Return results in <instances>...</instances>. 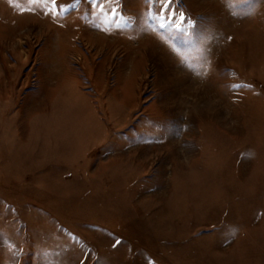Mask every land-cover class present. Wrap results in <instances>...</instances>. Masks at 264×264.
I'll use <instances>...</instances> for the list:
<instances>
[{"label":"rangeland","instance_id":"1","mask_svg":"<svg viewBox=\"0 0 264 264\" xmlns=\"http://www.w3.org/2000/svg\"><path fill=\"white\" fill-rule=\"evenodd\" d=\"M0 264H264V0H0Z\"/></svg>","mask_w":264,"mask_h":264},{"label":"snow or ice","instance_id":"2","mask_svg":"<svg viewBox=\"0 0 264 264\" xmlns=\"http://www.w3.org/2000/svg\"><path fill=\"white\" fill-rule=\"evenodd\" d=\"M170 5H171V0H161V8L166 9V8H169ZM184 19H185L184 17H181V20H180L181 24L183 23ZM161 26H163V25H161ZM178 27H179V25H178Z\"/></svg>","mask_w":264,"mask_h":264}]
</instances>
